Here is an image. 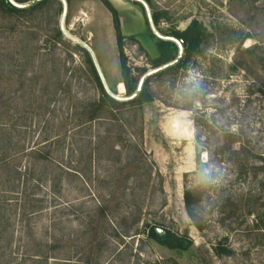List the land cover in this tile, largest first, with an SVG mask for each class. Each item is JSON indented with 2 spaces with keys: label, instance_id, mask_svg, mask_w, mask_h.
<instances>
[{
  "label": "rangeland",
  "instance_id": "1",
  "mask_svg": "<svg viewBox=\"0 0 264 264\" xmlns=\"http://www.w3.org/2000/svg\"><path fill=\"white\" fill-rule=\"evenodd\" d=\"M109 1L119 13L127 64L152 73L148 59L157 50L142 8L134 0ZM152 1L168 11L160 23L164 30L183 29L198 19L212 36L185 69L150 80L153 100L141 116L114 110L117 118L105 115L67 131L59 160L66 173L59 183H52L42 163L33 168L26 191L32 199L28 215L15 213L6 237L10 244L0 242L10 264H37L23 259L36 243L58 245L61 259L49 258L46 264L79 263L85 221L108 200L111 213L98 264H264V102L247 92L251 76L228 69L239 36L251 35L243 48L260 41L264 45V0ZM67 4V23L61 24L59 16L52 24L61 27L62 43L52 46L40 31L31 43L38 51L26 67L24 83L16 76L7 81L6 74L0 79L3 126L13 123L14 106L31 100L26 147L41 145L60 120L70 119L75 102L99 97L77 46L92 51L107 89L124 98L109 12L100 0ZM7 102L13 105L10 116H4ZM127 162L131 174L125 177L120 169ZM21 164L24 170L29 163L23 159ZM200 184L207 190L188 214L182 193ZM145 224L178 234L187 229L188 248L173 251L159 245L147 236ZM223 238L233 254L217 257L213 247Z\"/></svg>",
  "mask_w": 264,
  "mask_h": 264
},
{
  "label": "trees",
  "instance_id": "2",
  "mask_svg": "<svg viewBox=\"0 0 264 264\" xmlns=\"http://www.w3.org/2000/svg\"><path fill=\"white\" fill-rule=\"evenodd\" d=\"M30 1L32 0H0V79L6 74L7 81L16 76L15 81L24 83L26 80V67L31 64L34 54L38 51V46H32L31 43L37 41L40 31L48 34L45 42H50L52 46L62 43L61 27L52 26L56 23V18L62 15V2L60 0H39L24 7L15 5L26 4ZM64 1L66 3L64 23H67L70 12L67 4L68 0ZM100 1L111 17L120 65L118 83L124 90V98L127 99L118 100L106 92L89 52L83 46H77L83 53L87 75L99 90V97L87 103L75 102L70 119L60 120L53 129L49 130V135L43 138L41 145L26 147L25 143L28 126L31 125L30 121L27 122V118L29 113L33 116L34 112L31 100L28 99L26 103L18 104L20 107H13L11 103L7 102L4 116H10L9 110L12 107L15 111L12 115L13 123L10 126H3L0 119V242L4 240V247H8L10 244L9 239L6 237L9 235L11 226H13L12 218L14 214L18 212L21 217H26L28 208L31 207L32 199L26 191L27 182L34 175L33 168L42 163V168L47 175L50 173L48 178L50 177L54 185L59 183L61 177L66 173L59 160H61L62 144L68 134L67 131L105 115L117 118L114 110H131L130 112L138 113L141 116L143 106L153 100V93L149 85L150 80L152 78L158 80L174 76L185 69L193 56L201 52V45L212 36V33L207 31L198 19L192 20L183 29L164 30L160 23L168 19V11L160 9L152 0H143L149 9L152 25L157 32L155 34L150 27L144 6L139 1H133L143 10L147 33L153 40L157 50V56L148 59L149 66L153 70L152 73L148 74L145 67H131L127 64V57L123 52L125 37L120 30L118 12L109 0ZM250 36L249 33L239 36L228 69L230 73L244 70L246 74L251 76L254 82L247 87V92L250 95L257 94L264 102V45L262 44L263 41H260V44L243 48V42ZM128 39L135 40L133 36L128 37ZM178 57L179 59L175 63L163 67ZM43 63L46 64V61L41 62L42 66ZM51 71L55 74L58 72L53 65ZM141 79L143 80L140 84ZM183 108L187 109L188 107ZM66 126L69 128H66ZM118 127L124 130L122 124H118ZM23 159L29 163L24 170L21 168ZM129 170H131L130 163L127 162L120 169V172L126 177L131 174L128 173ZM206 190V185L200 184L183 191L182 203L188 214H192L191 210L201 201ZM13 198L16 200L13 201ZM117 204L118 201H116ZM109 207V200L104 201L85 221L86 226L82 233L85 242L83 247L81 246V251H83L77 264H98L97 257L104 245L102 240L104 224L107 222L108 214L111 213ZM135 221H138V218L134 219L132 223ZM144 226L147 229V236L159 245L173 251H185L188 248V242L184 239L187 237V229L182 234L164 230V234L160 236L155 233L153 226L147 224ZM109 230L112 235L119 237V233L114 228L110 229L109 227ZM226 241L227 239L223 238L213 247L217 257L233 254L232 249L226 245ZM57 251L58 245L56 243L45 245L36 243L35 247L25 251L23 259L28 258L34 260L33 263L46 264L49 258L61 259L62 255ZM0 259L4 261L2 264H10V261L4 259L3 251L0 252Z\"/></svg>",
  "mask_w": 264,
  "mask_h": 264
},
{
  "label": "water",
  "instance_id": "3",
  "mask_svg": "<svg viewBox=\"0 0 264 264\" xmlns=\"http://www.w3.org/2000/svg\"><path fill=\"white\" fill-rule=\"evenodd\" d=\"M37 1H39V0H32V1L28 2V3H26V4H22V5L15 4V5H16V6H20V7H24V6H28V5H30V4H33V3L37 2ZM60 1L62 2V5H63V11H62V15H61V24H62V23H64V19H65L66 3H65L64 0H60ZM134 1H139V2L144 6V9H145L146 15H147V17H148V21H149V23H150V27H151V29L153 30V32H154L155 34H157V32L155 31V29H154V27H153V25H152L151 18H150V12H149V9H148L147 5L145 4V2H144L143 0H134ZM84 48H86V50L89 52V54H90V56H91V58H92V61H93V63H94L95 69H96V71H97V73H98V75H99V78L101 79V83H102L104 89L106 90V92H107L109 95H111L112 97H114V98H116V99H118V100H125V99H127V98H117V96H115L114 94H112V93L107 89V87H106V85H105V83H104V81H103V79H102V77H101L100 70H99V68H98V65H97V63H96V60H95V58H94V55H93L92 51H91L88 47H86V46H84ZM179 57H180V56H179ZM179 57H178L176 60H174V61H172V62L166 64V65L163 66V67H166V66H168V65H171V64L175 63V62L179 59ZM163 67H161V68H163ZM142 80H143V79H141L140 84H141ZM139 87H140V85H139ZM154 231H155L156 234H158V235H160V236L164 234V230L159 229V228H154Z\"/></svg>",
  "mask_w": 264,
  "mask_h": 264
},
{
  "label": "crops",
  "instance_id": "4",
  "mask_svg": "<svg viewBox=\"0 0 264 264\" xmlns=\"http://www.w3.org/2000/svg\"><path fill=\"white\" fill-rule=\"evenodd\" d=\"M110 3H111V1H110ZM118 15H119V13H118Z\"/></svg>",
  "mask_w": 264,
  "mask_h": 264
}]
</instances>
